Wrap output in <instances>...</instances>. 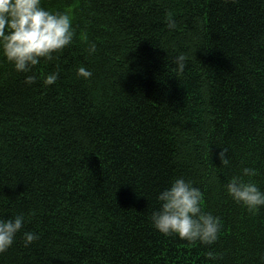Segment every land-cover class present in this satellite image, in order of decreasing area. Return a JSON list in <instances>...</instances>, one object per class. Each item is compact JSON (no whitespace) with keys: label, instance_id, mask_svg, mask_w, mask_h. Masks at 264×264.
Here are the masks:
<instances>
[{"label":"trees","instance_id":"1","mask_svg":"<svg viewBox=\"0 0 264 264\" xmlns=\"http://www.w3.org/2000/svg\"><path fill=\"white\" fill-rule=\"evenodd\" d=\"M41 4L67 13L74 37L27 74L0 55V218L24 216L0 264H264V205L225 187L243 177L264 192V0ZM176 177L220 218L212 244L153 227ZM25 231L39 238L25 245Z\"/></svg>","mask_w":264,"mask_h":264},{"label":"clouds","instance_id":"2","mask_svg":"<svg viewBox=\"0 0 264 264\" xmlns=\"http://www.w3.org/2000/svg\"><path fill=\"white\" fill-rule=\"evenodd\" d=\"M169 28L175 24L169 22ZM74 29L71 17L64 12L50 11L42 7L41 0H0V55H2L17 72L29 73L32 68L44 61H52L53 53H59L73 42ZM87 51L93 54L96 44L88 42ZM177 72L185 69L183 53L175 57ZM77 74L85 79L92 72L85 66L77 68ZM58 73L53 71L44 75L43 83L51 85L56 82ZM37 77L25 75L24 82L33 84ZM226 149H221L218 158L223 164L228 163ZM243 176L251 177L255 169H242ZM226 191L238 203L249 210H257L264 205V192L257 183L243 177H232L227 183ZM202 192L183 177H176L169 186L159 191L156 201L159 207L151 213L153 227L160 233L176 235L189 242L199 241L212 244L217 240L221 228L220 218L210 212L202 211ZM24 223V216L0 218V253L9 248L15 235ZM25 245L38 239L32 231L22 233ZM211 255V253H209Z\"/></svg>","mask_w":264,"mask_h":264}]
</instances>
